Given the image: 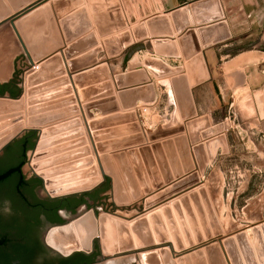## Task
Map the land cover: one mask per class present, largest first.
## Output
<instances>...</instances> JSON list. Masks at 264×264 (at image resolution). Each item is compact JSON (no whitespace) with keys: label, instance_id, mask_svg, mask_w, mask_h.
Here are the masks:
<instances>
[{"label":"water","instance_id":"95a60500","mask_svg":"<svg viewBox=\"0 0 264 264\" xmlns=\"http://www.w3.org/2000/svg\"><path fill=\"white\" fill-rule=\"evenodd\" d=\"M66 1L55 0L53 2L58 17L68 13V9L63 6V3ZM48 2L49 0H0V26L9 21L18 39L23 44V48L26 52L27 50L29 51L33 59L30 61L31 69L27 71L28 74L30 72L31 76L28 81L30 89L28 90L26 109L24 110L25 105L22 102V97L25 94V76H23V91L20 97L0 94V103L2 102L0 104V125L6 128L0 135V151L23 133L36 131L38 132V140L33 153L37 149H40L41 146H48V148L40 157H49L50 155L62 153V156L55 159L43 161V165L45 166L48 164L50 166L55 163L59 164L74 156L87 153L88 150L86 148L64 153L71 150V147L85 143L84 139L69 142L70 139L81 137L83 134V129L79 127V119L75 118L67 122L55 124L64 120L66 115L70 113L75 114L80 110L76 106L71 107L76 97H67L57 103L52 101L58 96H64L73 92V87L70 85V80H73L72 82L79 87L83 96L84 106L82 110H84L85 117L91 120L89 126L94 132L93 137L99 142L96 144L97 151L101 154L113 153L114 155V158L109 155H103L102 157L106 171L111 176L107 178L111 180V196L114 199V207L129 205L146 196L143 203L144 210L147 211L146 214L131 219L130 223H127L111 217L109 215L113 214L111 212H101L97 216L93 209L85 208L83 215L77 216L65 225L53 227L47 235L46 241L48 245L63 255H70L74 252H89L93 249L95 241H98L104 255L116 254L115 256L117 257L139 253L138 256L141 264H176L171 251L179 253V255H176L177 264H206L207 261L208 264H264V222L260 226H253L251 228L253 234L251 241H249L246 231L238 232L233 236H227L222 241V253L219 250V246L212 243L204 246V253L201 249L192 250L190 253L185 252L187 248L190 249L195 243H201L204 237L209 239L212 235L217 236L222 232L207 189L202 185L200 178L209 164L214 162L219 149L222 150L223 154L227 153L225 137H219L208 145L207 156L202 157L200 154L202 147L195 148V152L199 154L198 171L190 173L186 177L180 178L163 188V185L171 182L174 177L179 178L182 175V171L174 170L173 176L170 172L164 170L166 165L161 155V147L157 144L153 145L158 163L162 169V177L156 170L146 146H140L139 150L143 155L148 172L143 167L139 151L131 147L143 143L144 137L142 134L116 139L114 138L115 131L104 132L100 128L106 122L114 121L118 115L101 119L100 117L95 119L93 115V110H98L103 115L114 114L117 110V103L115 98H107V96H111L113 93L110 82L102 84L99 82L106 75L107 69V61L100 63L98 59V55L103 52V48L96 45L97 41L94 33L81 37L84 35L83 33L91 28L90 20L85 11H79L70 16L65 15L60 20L59 24L66 48L60 51V53L48 57L62 46V40L58 34L53 12L47 4ZM123 4L129 23L135 26L139 19L138 15L134 13L131 1L123 0ZM115 6H117V3L116 0H113V3L108 5V8H114ZM93 8H96V6H93ZM160 10L159 3H156L154 11ZM140 13L142 18L146 17L148 11L145 6H141ZM76 16L84 18L82 19V28L77 31L75 30V26H72L74 21L72 19ZM107 17H112V22L119 21L120 25L119 23L114 25L112 23V28H116V25H119L118 28L103 34L100 31V21L103 19V16L96 17L94 20L98 32H101L100 36H105L106 34L125 28L126 25L120 12L116 14L114 12L109 13ZM170 18L174 24L176 34H181L189 25L216 22L198 31L205 48L224 41L229 37L226 23L220 21L223 18V11L219 0L196 1L187 9L180 7L172 11ZM167 21L166 16H158L147 20V23L141 22L136 25L132 31L138 44L133 47H130L134 42L129 33H123L120 36L109 37V39L104 40L108 58H115L128 48V62L133 59L135 54L146 50L163 56L179 57L176 50L175 52L171 51V54L167 53V50H172L176 47V43L164 40H154L151 43L144 42L149 37H157L159 34V29L155 27L157 23H163L164 28L161 29L162 33L172 35ZM40 25L41 27L45 26L47 35L42 37L38 35L37 30L41 28ZM142 41L143 43L140 44ZM178 42L185 58H189L201 50V45L193 31L187 32ZM85 50L90 51L86 55L81 56L80 54ZM44 58L47 59L40 63L39 69L31 73L34 62H39ZM134 62L137 63L134 68L140 69L141 64L136 59ZM144 65L158 79L162 77V75H159V72L154 71L151 60L145 59ZM27 73L26 76L28 75ZM142 74L143 77L138 78L136 83L148 81V77L144 73ZM72 77L73 79H71ZM115 79L121 88L124 83L118 77ZM198 80L193 79L191 84H195ZM134 81H126L125 84L133 85ZM160 84L169 86L167 83ZM173 87L178 102L181 99H187V95L189 94L188 86L183 79L175 78L173 80ZM152 89L153 87L149 84L140 85L121 91L118 97L123 102L127 95L136 94L129 105L125 104V107H131L138 100L145 102L153 101L155 98L154 94L151 97L144 95L149 91L152 92ZM106 103H111L112 106H107ZM69 105L70 108L66 111H49V109H53L54 107ZM183 111L182 117L184 119L192 114L190 109L184 108ZM128 116L132 117L133 114ZM204 120V118L200 119V121ZM25 122L35 124V126L22 130ZM198 122L195 121L188 124V127L190 128ZM40 128L44 130L40 131ZM138 128L141 129L140 124L128 127L125 131H138L136 130ZM230 128L231 123L228 118L224 123L217 126V130L222 132ZM70 129L72 131H69ZM180 130L176 129L173 133ZM146 133L150 141L160 137L159 130L156 132L146 130ZM55 134L57 135L53 136ZM205 134L208 136L209 132ZM42 138H48V140L43 142L41 141ZM196 140L192 138L191 142L194 143ZM61 141L65 142L62 145L52 147ZM87 162L91 163V159ZM192 168L193 164L189 162L188 166L185 167V171L189 172ZM68 169V165H62L39 175L36 174V176L41 180L43 187L46 189V187L51 188L55 185H61L68 179H79L92 171L77 173L69 178L58 177L51 179L54 175L66 173ZM99 185L97 181H92L89 184L78 183L74 184L68 191L59 192L58 190H51L49 196L52 198H66L88 193ZM154 191L157 192L153 193ZM114 213L123 214L121 210L117 209ZM103 218H105L104 223L102 221ZM156 244L161 246L160 251L154 247ZM103 246H107L108 251ZM166 247H169L170 250ZM205 257L207 261H205Z\"/></svg>","mask_w":264,"mask_h":264},{"label":"crops","instance_id":"0c3cea01","mask_svg":"<svg viewBox=\"0 0 264 264\" xmlns=\"http://www.w3.org/2000/svg\"><path fill=\"white\" fill-rule=\"evenodd\" d=\"M54 1L55 0H49L47 4L51 7V10L53 12L54 20L58 29V34L60 35L62 40V46L51 55H49V57L53 56L56 53H60V51L66 48L59 24L60 20L64 18L65 15L70 16L79 11H85L87 17L90 20L91 28L87 32L83 33L84 35H82L81 37L87 36L89 33H94L97 41L96 45L103 48V52L98 55V59L100 63H105V61H107V69L106 75L104 76V78L102 77L99 82L100 84L110 82L113 88V93L111 96H107V98H115L117 103V110L114 112V114L103 115L100 111L93 110V115L96 117L95 119H98L99 117L101 119L112 117V115H118V117L114 121L106 122L105 125L100 128L101 131H115L114 138L116 139L120 137L124 138L128 136H134L135 134L143 135V143L131 147L136 148L139 151L140 160L142 161L143 167L146 172H148V169L146 167L143 155L139 150L140 146H146L148 148L152 161L155 164L156 170L162 177V169L158 163L157 156L153 148L154 144H157L159 145V147H161V155L163 156L164 163L166 165V168L164 170L170 172L173 176L174 170L182 171V175L179 178L174 177L172 181L175 179L174 182H176L178 179H182L188 174L198 171L199 154L195 152V148H198L199 145L200 147L203 146L200 154L202 155V157H204L208 155V145H206L207 141H215L219 137H225L227 143V136L234 129V121L232 120V118H235V113H237V115H239L240 117H243V119L252 127H256L257 130L260 131L264 136V49L247 50L233 56H228L227 49H229L234 40L236 41V29L238 27H241L242 23L239 20H237L236 22H232L231 19H226L223 7L224 0H219L223 11V18L220 21L226 23L229 37L224 41L212 44L211 46L206 48L201 42V37L198 31L216 22L201 25H189L181 34H176L174 31V24L170 18L172 11L180 7H184L185 9H187L191 7L194 2L199 0H130L133 5L134 13L138 15L139 19L136 25L140 24L141 22L147 23V20L154 19L158 16L167 17L168 28L172 35H168L164 32L162 33L161 29L164 28V25L163 23H157L155 25V27L159 29V34L157 35V37H149L144 40V42L151 43L154 40H164L170 41L171 43H176V47H174V49L172 50H167V53L171 54V51L175 52L176 50V52L179 54V57L163 56L146 50L135 54L133 59L129 62L127 58L124 61V59L121 57L124 55V52L126 50L123 51L119 56L110 59L106 54L104 46V40L109 39V37L120 36L123 33L130 34L134 42V44L130 47L138 44L135 41V37L132 31V29L136 25L134 26L129 23L123 0H116L117 6H115L114 8H108V5H111L113 3V0H67L63 3V6L68 9V13L61 17H58L56 13L55 7L53 5ZM230 1L233 0H225V2ZM241 2L244 11L251 15V17L255 16L260 18L262 15V19L264 20V0H241ZM156 3H159V6L161 8V10L157 12L154 11ZM93 6H96V8H93ZM141 6H145L146 10L148 11V14L145 18H142L141 16ZM112 12H114L115 14L120 12L123 16V20L126 26L122 30L106 34L105 36H100L99 34L101 32L105 34L109 31H114L120 25L119 21L112 22V17H107L108 14ZM101 16H103V19L100 21L101 32L99 33L94 19ZM82 19L84 18L79 16H76L72 19L74 20L72 26H75L76 31L82 28ZM243 21L244 23H247L250 27H252L254 25V22L258 21V19H255V21L253 22L247 21L245 19ZM112 23L113 25L119 23V25H116V28H112ZM37 31L38 35L41 37L47 35L45 26L39 28ZM189 31H193L196 34L197 40L201 45V50L199 53L191 55L189 58H185L183 56V52L178 40ZM142 43L143 41L140 42V44ZM89 51L90 50H85L80 55H86ZM119 57H121V60L116 63V67H114V65H111V63H108V61L118 59ZM44 59H42V61ZM135 59L141 64L140 69L134 68L135 65H137V63L134 62ZM145 59H149L152 61L154 71L159 72V75H162L161 78L158 79L154 73L150 72L146 68V66L144 65ZM40 62H37V64ZM142 73H144L148 77V81L143 83H136L138 78L143 77ZM116 77L121 79L122 83H124L121 88L117 84V81L115 79ZM175 78L183 79L188 86L187 89L189 94L187 95V99H181L180 102H178V100L176 99V94L173 87V80H175ZM193 79L199 80L192 85L191 81ZM126 81H134L135 84H125ZM9 82L10 81L6 80L3 82L0 81L1 84H8ZM160 83H167L169 86H163ZM147 84L151 85L153 89L152 92L149 91L144 95L151 97L152 94H154V100L151 102L138 100L134 106L125 107V104L129 105V103L135 98L136 94L127 95L123 102L119 99L118 94L125 89H132L134 87ZM75 89L79 96V87L76 84ZM161 90L169 96L170 104L174 106V120H172L173 122L168 126L159 125L154 129L146 128V130L151 132H156L158 130L160 132V137H158L156 140L150 141L148 139L146 130L144 129L145 127L139 121L138 113L140 114L141 111L145 110L147 107L159 103L161 100ZM209 93H211L212 101V103L210 104L211 110H209L207 99ZM5 94L10 95L9 93ZM106 105L112 106L111 103H106ZM184 108L190 109L192 112V114L186 119L182 117ZM128 111H130L131 113ZM130 114H133V116H128ZM98 115L99 117H97ZM202 118H204L205 120L200 121V119ZM227 118L230 120L231 128L223 132L217 130V126L224 123ZM195 121L199 122L189 128L188 124H191ZM139 124L141 129H136L138 131H134V128V130H129L127 132L125 131L126 128L137 126ZM184 124L187 125L189 134ZM176 129L181 130L179 132H176L177 134H175L173 133V131ZM211 131H216L218 133H216L215 136H211L208 140H205L203 142L201 141L200 143L195 142L192 144L191 139H197V136L199 139L198 141H200V132H202V138H206L205 133H210ZM189 135H191L192 137ZM32 147V142L27 140V137H25L23 133L0 151V159L4 157L5 151L19 150L20 159L14 161L10 167L13 169L14 166L16 167L21 164L24 165V160L27 158L28 153L29 151H31ZM190 149L192 150L191 153ZM219 153H221V149L218 150L217 156L219 155ZM106 155H113V153H107ZM189 162L193 164V168L191 171L186 172L185 167L188 166ZM212 164H209L207 169H209ZM23 176L25 178V173ZM171 184H164L166 186L163 185V188Z\"/></svg>","mask_w":264,"mask_h":264},{"label":"rangeland","instance_id":"374dc122","mask_svg":"<svg viewBox=\"0 0 264 264\" xmlns=\"http://www.w3.org/2000/svg\"><path fill=\"white\" fill-rule=\"evenodd\" d=\"M223 7H224L226 19L229 18L231 19L232 22L234 21L236 22L237 20H239L242 23L241 27H238L236 29L237 32L236 41L234 40L231 46L229 47V49H227L228 56L231 55L233 56L247 50L264 49V20L262 19V15L260 18L255 16L251 17V15H249L244 11L241 0H233L230 2H225L224 0ZM244 19L251 22L255 21V19H258V21L254 22V25L250 27L249 24L244 23L243 21ZM127 52L128 51L126 50L124 52V55L121 56L124 59V61L127 58ZM121 57H119L118 59L110 60L108 61V63H111V65H114V67H116L115 65L117 62L121 60L120 59ZM30 67H31V63L24 52V49L17 37V34L13 29V26L8 21L7 23L0 26V72H1L0 81L1 82L5 80L10 81L11 86L17 89L18 91L17 97H20L23 91V76H25V78L27 77V84H28L29 77L31 76V74L29 75L27 71ZM26 73L28 74L27 76ZM2 74L4 75L1 76ZM28 87L29 90L30 89L29 84ZM160 93H161V100L159 103L147 107L146 109L144 108L145 110L141 111L140 114L138 113L139 121L145 127L144 128L145 130L146 128L154 129L159 125L161 126L171 125V123L173 122L172 120H174L173 119L175 112L174 106L170 104L169 96L162 90ZM67 97L74 98V93L71 92L70 94H66L64 96H58L54 98L52 101L54 103H57L58 101H61ZM79 97L82 105L84 106V99L80 92V89H79ZM207 99L209 104V110H211V105H210L212 103L211 93L208 94ZM75 106L79 108L76 100L73 103V105H71V107H75ZM69 108L70 105L54 107L53 109H49V111L51 112H56L59 110L66 111ZM78 113L79 111L75 114L70 113L66 115L65 119L69 117L72 120L73 117H75V115L76 116L80 115V113L79 114ZM235 114H236L235 118L234 117L232 118V120L234 121L233 124L234 129L227 136L228 152L224 154L219 153V155L216 157L211 167L209 169H206L204 174L201 175L204 183L203 186L207 189L219 225L222 230L220 235L217 236L212 235L211 238L209 239L204 237V240L202 242H207L213 239L212 244H217L219 246V250L221 251V253H222V246L220 247L221 244L220 242H222L227 236H233L241 231H246V232L248 231L247 236L249 241H251L253 238V234L252 232H250L251 228L253 226H260L264 222V136L260 131L257 130L256 127H252L249 123H247L243 119V117H240L239 115H237V113ZM97 117H99V115ZM81 120L82 122L80 121V127L83 129L84 133L81 137H74L73 141L84 139L85 143L84 145H82L81 149L86 148L88 152L83 155L74 156L66 161L61 162L60 166H62V164L63 166L68 165L69 169L66 173L64 172L65 173L64 175L57 174L54 176H56L55 178H58L57 177L58 175H60L62 178H69L77 173H83L92 170L88 175L82 176L79 179H68L66 182L62 184L65 185L66 183L73 181L74 184H78V183L89 184L92 181L94 182L97 181L99 182V184L102 183L100 187H98L96 190L93 191V193H95V196L97 197V200L99 201L98 204L103 203V205L101 206L103 210H111V211H116V209L121 210L123 214L117 213V215L118 216L121 215L122 218H126V219H121V216L120 218L117 219L130 223L131 219H135L139 215V213L143 212L144 210L143 201L146 198V196L141 200L130 203L129 205H121V206L118 205V208L114 207L112 203L113 199H111V180L107 178L111 176L106 171L105 165L102 162V157L105 154H101L97 151L96 144H98L99 142L98 140H95L93 137L95 144L94 146L96 148L95 150L99 155V161H100L99 163L102 165V169L104 170L102 175L99 169V165L97 163L94 149L91 145L87 133V127H85L82 118ZM87 121L89 124L91 120H87ZM27 126L29 125H26V128ZM185 127L188 132L187 125H185ZM5 129L6 128L0 125V135L3 133ZM216 133L218 132L211 131L209 135L206 136V138H202V132H200L199 137L201 139L200 141H198L199 139L197 136L196 142L200 143L201 141L203 142L205 140H208L211 136H215ZM56 135L57 134L53 136ZM123 135H127V134H123ZM54 146L55 145H53L52 147ZM79 149L80 148L77 149V147L74 146L71 147L72 151L71 150L70 151L75 152L78 151ZM191 149H190V153L192 152ZM33 150L29 151L27 160L23 167V171L27 177L35 176L37 172H38L37 175H39L42 172L51 170L52 167L50 165L41 167L43 161H49L50 159H55L59 156H62V153L50 155L49 157H40L39 155L36 156L37 159H35L33 156L35 155L33 153ZM37 151L38 153H41V151L39 150ZM109 156H112L114 158V155H109ZM90 159H91V163H88L87 161ZM32 164H33L32 167H34V169L37 172H35L31 168ZM35 165H37L36 166L37 168H35ZM56 167L52 169H55ZM174 180L171 181L170 184L173 183ZM74 184H71L69 186L72 187ZM51 189L49 188L50 191ZM46 190L47 189L44 188V190L42 191V194L44 196L48 195V192ZM92 204L93 203H91V205ZM123 207H125V209ZM199 244L195 243L193 246ZM188 249L189 248H187V250ZM197 249H202L203 253L205 251L204 246L203 248L199 247ZM175 255H179V253H175ZM176 257L175 258L173 257V259L174 261H176L177 264ZM205 261H207L206 257H205ZM206 264H208V261L206 262Z\"/></svg>","mask_w":264,"mask_h":264},{"label":"flooded vegetation","instance_id":"af4514ba","mask_svg":"<svg viewBox=\"0 0 264 264\" xmlns=\"http://www.w3.org/2000/svg\"><path fill=\"white\" fill-rule=\"evenodd\" d=\"M4 85L7 84L0 83L2 95L9 93L8 87ZM37 134L36 131L24 133L27 140L32 142L31 151L37 143ZM19 154V150L5 151L4 157L0 159V175L12 169L10 166L20 159ZM21 177L15 174L0 183V264H141L139 253L117 257L116 254L104 255L98 241H95L91 251L70 255H63L46 241L53 227L65 225L83 215L85 208L93 209L97 216L101 212H111L115 215L108 213L111 217L118 218L115 211L103 210V203L98 204L93 191L102 183L88 193L52 198L47 187L48 195L42 194L44 187L36 175L30 178L25 176L24 181Z\"/></svg>","mask_w":264,"mask_h":264},{"label":"bare ground","instance_id":"6f19581e","mask_svg":"<svg viewBox=\"0 0 264 264\" xmlns=\"http://www.w3.org/2000/svg\"><path fill=\"white\" fill-rule=\"evenodd\" d=\"M5 24V23H4ZM20 41V40H19ZM21 42V41H20ZM22 44V43H21ZM23 45V44H22ZM133 47V46H132ZM24 49V48H23ZM24 51H25V49H24ZM27 52H28V54H27ZM27 52L25 51V53H26V55L28 56V59H29V61H31V60H33L32 58H31V55L29 54V51L27 50ZM49 57V56H48ZM47 59V58H46ZM46 59H44L43 61H45ZM42 61V60H41ZM42 61V62H43ZM40 62V61H39ZM42 62H40V63H42ZM37 62H34V66H33V70L31 71V73L32 72H34V71H36L37 69H39V65H40V63H38V64H36ZM29 69H31V67L29 68ZM3 72V71H2ZM0 74H1V72H0ZM5 74V73H4ZM4 74H2L1 76H3ZM29 74H30V72H29ZM71 79H73V77L71 78ZM73 81V80H72ZM71 80H70V85L73 87V93L75 92L76 93V96H75V93H74V97H76L77 98V103H78V106H79V113H80V115H75V117H73V119H75V118H77V119H80L79 121H81L82 122V120H81V118L83 119V121H84V125H85V127H87V133H88V136H89V139H90V142H91V145H92V147H93V149H94V152H95V155H96V159H97V163H98V165H99V169H100V172H101V174L103 175V169H102V165L99 163L100 161H99V155H98V153H97V151L95 150L96 148H95V144H94V140H93V136H92V134L94 133L90 128H89V125H90V123L88 124V119L85 117V115H84V110H82V108H83V105H82V103H81V101H80V99H79V96H78V94H77V92H76V89H75V84L72 82ZM26 86V88H25V94L23 95V97H22V102L24 103L23 105H25V109H26V103H27V99H28V84H27V77H26V81H25V85H24V87ZM27 96V97H26ZM2 103V102H1ZM0 103V104H1ZM78 113V114H79ZM72 119V120H73ZM71 119L68 117L67 119H64V120H61V121H59V122H56L55 124H60V123H62V122H66V121H70ZM26 125H31L30 127L29 126H27V128H26ZM35 126V124H31V123H29V122H25L24 123V127L22 128V130H26V129H30V128H32V127H34ZM79 127H80V125H79ZM26 128V129H25ZM72 129H75V128H72ZM82 129V128H81ZM42 130H44L43 128L41 129L40 128V131H42ZM91 130V131H90ZM69 131H72L71 129L69 130ZM92 132V133H91ZM83 133H84V131H83ZM83 135V134H82ZM80 137V136H79ZM45 140H48V138H42L41 139V141H45ZM74 140V138L73 139H70L69 140V142H71V141H73ZM213 140H210V141H207L206 142V145H209V143H211ZM65 142V141H64ZM63 141H61V142H59V143H56L55 144V146H58V145H62L63 143H64ZM82 145H84V144H82ZM82 145H77V146H75V147H77V149L78 148H82ZM84 147V146H83ZM199 147H200V145H199ZM203 147V146H202ZM48 148V146L47 147H42L41 146V148L40 149H37V150H39V151H41V153H38V151L36 150V151H34V154L35 155H33L34 156V158L35 159H37V157L36 156H39V155H41L46 149ZM90 150V149H89ZM202 150V149H201ZM72 151V150H71ZM70 150H68V151H65V152H71ZM64 152V153H65ZM221 153H222V150H221ZM36 154H38V155H36ZM106 155V154H105ZM79 157H82V156H79ZM51 160V159H50ZM81 161V160H80ZM73 162V161H72ZM50 163V162H49ZM71 163V162H70ZM48 165H50V164H48ZM59 165V166H58ZM60 163L59 164H52V168H54V167H56V166H58V167H60ZM63 165V164H62ZM33 166V164L31 165V168L35 171V172H37L35 169H34V167H32ZM37 165H35V168H37L36 167ZM44 167L45 165H43V163H42V165H41V167ZM52 168H51V170H52ZM50 171V170H49ZM71 171H73V170H71ZM42 173H44V172H42ZM37 174H38V172H37ZM65 173H61L60 175H64ZM60 175H58L57 177H59ZM106 175V174H105ZM104 175V176H105ZM56 176H52L51 177V179H53V178H55ZM61 177V176H60ZM83 180V179H82ZM80 181V180H79ZM74 182V181H73ZM73 182H68V183H66L65 185H63V184H61V185H55V186H53V187H51L50 189L51 190H58L59 192H61V191H68L71 187L69 186V185H71V184H74ZM101 182H102V180H101ZM201 182H202V185H203V180H202V178H201ZM170 183V182H169ZM169 183H167V184H169ZM101 184V183H100ZM67 186H69V187H67ZM64 187H66V188H64ZM48 189H49V187H48ZM193 189V188H192ZM190 191V190H189ZM48 192H50V190H48ZM145 200V199H144ZM113 201H114V199H113ZM147 213V211H145V210H143V212H141L136 218H138V217H140V216H142V215H144V214H146ZM111 215H113V216H115L114 214H111ZM121 216V215H120ZM120 216H118L117 215V217L118 218H120ZM109 217V216H108ZM110 218V217H109ZM116 218V217H115ZM121 219H123L122 218V216H121ZM107 220H108V218H107ZM128 220V219H127ZM103 223L105 222V218H103ZM90 222V221H89ZM261 224V223H260ZM259 225V224H258ZM250 231V230H249ZM251 232V231H250ZM247 233H248V231H247ZM218 238V237H217ZM220 238V237H219ZM225 238V237H224ZM213 239H211V240H209V241H207V242H201V244H199V245H195V246H193V247H191L190 249H186L185 250V252H189L190 250L192 251V250H195V249H197V248H199V247H202V246H205V245H207V244H210V243H213V241H212ZM217 240V239H216ZM220 240V239H219ZM221 246H222V242H221V244H220ZM104 247V249L106 250V251H108V247L106 246H103ZM158 251H160V248H161V246L159 245V244H156L155 246H154ZM150 249H152L151 247H149ZM168 250H170V248L169 247H166ZM203 248V247H202ZM202 250V249H201ZM175 253H177V252H175ZM175 253H173L172 251H171V255H172V257H176V255H175ZM190 253V252H189ZM138 254V253H137ZM176 260V259H175ZM176 262V261H175Z\"/></svg>","mask_w":264,"mask_h":264},{"label":"trees","instance_id":"16d2710c","mask_svg":"<svg viewBox=\"0 0 264 264\" xmlns=\"http://www.w3.org/2000/svg\"><path fill=\"white\" fill-rule=\"evenodd\" d=\"M4 86L8 87V92H9V94L12 97H17L18 96V91H17V89H15V88H13L11 86V82H9L7 85H4ZM2 93H4V92H2ZM24 159H25V157H24ZM22 166H23V164L19 165L17 168L11 169L8 172H5L2 175H0V183L4 182L5 180H7L8 178H10L11 176H13L15 174H18L21 177V175H22V172H21ZM21 180L24 181V176L23 175L21 177Z\"/></svg>","mask_w":264,"mask_h":264}]
</instances>
